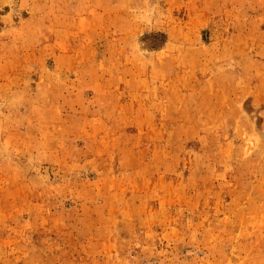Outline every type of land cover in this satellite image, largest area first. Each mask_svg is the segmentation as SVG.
I'll list each match as a JSON object with an SVG mask.
<instances>
[{
    "label": "rangeland",
    "instance_id": "rangeland-1",
    "mask_svg": "<svg viewBox=\"0 0 264 264\" xmlns=\"http://www.w3.org/2000/svg\"><path fill=\"white\" fill-rule=\"evenodd\" d=\"M0 264H264V0H0Z\"/></svg>",
    "mask_w": 264,
    "mask_h": 264
}]
</instances>
